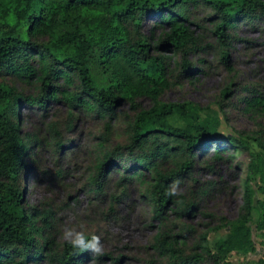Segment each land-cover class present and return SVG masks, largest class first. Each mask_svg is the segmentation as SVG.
<instances>
[{"label": "trees", "instance_id": "trees-1", "mask_svg": "<svg viewBox=\"0 0 264 264\" xmlns=\"http://www.w3.org/2000/svg\"><path fill=\"white\" fill-rule=\"evenodd\" d=\"M202 8L218 19L212 25L213 35L227 65L226 48L233 39L228 32L239 19H264V0H0V77L10 75L40 84L45 95L30 98L0 83V264H39L45 259L51 260L49 264H84L93 256L67 243L62 256L57 255L50 237L41 243L42 235L52 230L50 215L39 216L23 204L24 191L17 182L32 144L22 137L14 116L23 102L45 107L47 98L64 100L110 120L120 106L129 104L137 114L129 126L126 153L103 152L95 166L94 190L100 192L99 182L114 173L121 174V182L144 181L149 173L157 217L164 220L168 212L192 215L195 197L206 194L207 188L200 187L197 179L199 158L210 145H218L220 122L202 118L191 102H164L161 98L173 85L175 67L180 66L181 74L193 76L190 57L209 49L192 28V10ZM154 32H159L156 39ZM229 91L227 88L223 95ZM143 98L152 102L148 110L139 109L137 102ZM244 102L248 112L264 116V95L254 92ZM173 116L185 128L172 126L169 119ZM263 164L264 158H260L251 169L261 175L263 183L257 228L264 235ZM174 181H179V188L185 184L190 198L167 195ZM254 210L255 191L247 181L241 211L215 251L208 245V233L194 256L184 255L175 239L166 234L157 237L155 248L170 264H204L208 260L230 264L226 259L233 252L256 251L250 227Z\"/></svg>", "mask_w": 264, "mask_h": 264}, {"label": "rangeland", "instance_id": "rangeland-1", "mask_svg": "<svg viewBox=\"0 0 264 264\" xmlns=\"http://www.w3.org/2000/svg\"><path fill=\"white\" fill-rule=\"evenodd\" d=\"M192 11V28L209 49L190 57L193 76H185L180 66L175 67L173 85L161 98L164 102H191L202 118L213 117L220 122L218 145H210L199 158L197 179L200 187L207 188L206 194L196 193L197 206L192 215L168 212L164 220L157 217L150 187L153 176L149 173L144 181L130 182H121V174L114 173L99 182L100 192L94 190L95 166L103 152L126 153L123 148L129 142V126L137 114L129 104L120 106L112 120L87 112L77 103L48 98L45 107L23 102L14 115L22 137L32 143L25 157L26 168L17 182L24 191L22 201L26 209L39 216L50 215L52 230L42 235L41 243L50 237L60 257L66 243L63 230L81 224L89 238L98 235L104 244V255L92 256L84 264H170L155 248L156 239L162 234L172 236L184 255L194 256L208 233V245L215 251L217 243L228 235L229 223L241 211L249 181L255 191L250 227L256 251L233 252L226 260L230 264H264V235L257 228V202L263 199L259 192L263 183L261 175L251 169V164L264 158V116L248 112L244 102L254 92L264 95V19H239L228 32L233 39L232 46L226 48L230 61L227 65L213 35L212 25L218 19L205 8ZM153 34L155 39L159 36V32ZM175 60L180 61V57ZM0 83L23 96H45L40 84H28L10 75L0 77ZM227 88L230 91L224 96ZM137 103L141 110L152 105L148 98ZM169 122L176 128H185L178 116ZM184 187L185 184L179 188L180 194L190 198L191 192L187 194ZM50 261L45 259L39 264ZM204 264L212 263L208 260Z\"/></svg>", "mask_w": 264, "mask_h": 264}, {"label": "clouds", "instance_id": "clouds-1", "mask_svg": "<svg viewBox=\"0 0 264 264\" xmlns=\"http://www.w3.org/2000/svg\"><path fill=\"white\" fill-rule=\"evenodd\" d=\"M179 194V181H174L170 185L167 195L177 196ZM62 238L71 248L79 250L80 253L88 252L96 257L104 255V244L101 241V237L93 234L89 238L84 231L83 224L79 227L65 228L62 233Z\"/></svg>", "mask_w": 264, "mask_h": 264}]
</instances>
